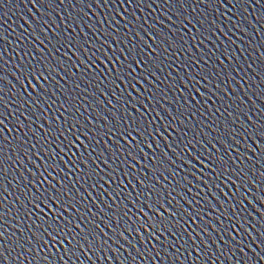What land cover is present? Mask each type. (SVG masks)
Wrapping results in <instances>:
<instances>
[{
	"label": "water",
	"instance_id": "water-1",
	"mask_svg": "<svg viewBox=\"0 0 264 264\" xmlns=\"http://www.w3.org/2000/svg\"><path fill=\"white\" fill-rule=\"evenodd\" d=\"M76 21L80 22L78 26ZM65 35L75 36L84 44V50L78 51L77 55L86 64L88 57L101 47L102 52L96 54L102 58L103 53L113 55L114 49L124 50L127 54L132 48L136 50L137 59L141 54L146 60L158 57L157 63L163 61L160 64L162 70H156L159 79L150 77L149 83L141 76V68H136L135 77L140 83L126 79L114 96L104 89L103 84H96L90 73L85 74L87 70L69 50L70 46L63 43ZM57 37L61 39L58 41ZM102 41H107L111 48L102 46ZM89 44L93 46L89 47ZM115 55L118 56L119 52ZM120 59L123 61L122 56ZM39 61L55 66L56 72L45 84L50 92L42 93L37 102L31 99L35 94L24 80L23 73L26 66ZM57 61L65 67H59ZM108 67H111L110 63ZM103 68L104 65L97 61L92 71ZM82 74H85L83 79ZM21 80H24L23 87ZM77 84L79 88L75 87ZM125 85H129L127 91ZM97 89L105 90V95H100ZM129 93L131 99L125 104L128 111L135 115V109L131 107L133 103L144 111L139 103L141 99L145 106H154L156 111L149 115V119L156 117L152 131L155 133L159 128L161 133L155 136L151 149L145 147L139 136L130 142L135 145L139 141L147 157L162 159L161 150L167 153L171 165L165 166L179 174L175 179L168 172H165L167 180L160 177V183L165 185V196L172 191L175 200L196 221L192 223L184 212H179L177 219L181 223L188 221L184 225L187 231L165 233L160 236L163 243L154 239L149 243L148 232L139 227L136 216L131 221L119 216L110 219L114 215L112 209H117V205L132 207L124 196L131 193L135 202L134 188L139 190V185L132 176L140 171L148 174L142 165L152 164L151 159L139 157L140 164L130 161L135 165L134 171L122 165L123 157L113 162L105 148L107 144L115 151L114 141L119 139L118 136L109 139L108 128L115 127L111 115L114 109L109 101L117 105L115 111L123 125L125 113L121 111L117 98ZM73 94L76 101L74 118L76 110L81 119L87 116L92 123L83 119L82 122L97 133L95 140L100 141L98 145L92 143L91 148L95 151L90 148L87 152L78 142L77 154L92 156L96 163L91 160H85V163L92 168L99 165L108 172L110 169L99 155L103 152L108 164L117 168L118 178L113 184L105 176L109 183L101 181L95 191L90 186L92 181L85 183L81 180L73 188V192L78 189L85 196L86 189L91 191L92 198L82 201L83 207L69 208L64 216L80 223L79 213H82L98 223L99 228L94 231L99 242L90 248L81 239L75 255L69 258L64 255V247L59 243L53 247L51 239L43 236L42 230L36 226L39 223L36 215L29 219L21 214V201L28 205L25 198L31 188L28 181L33 175L39 176L45 167L69 187L79 176L76 169L85 170L83 164L78 160L74 164L67 154L63 155L64 163L59 162L61 152L57 145L63 142L59 131L56 132L58 139L48 137L50 145L43 139L48 131L57 127V120L59 126H63L68 113L60 115L64 109L59 103ZM0 97L7 104L6 108L0 106V120L7 125L3 128V135L11 141L6 146V155L10 158L6 164L7 175L0 174V184H3L0 188V205H3L0 207V233L3 234L0 236V264H62L61 256L67 264H264V152H261L264 148V0H64L63 3L61 0H0ZM101 100L103 106L97 102ZM97 112L100 116L96 115ZM156 112H159L158 117ZM101 130L104 133L102 140ZM17 136L24 142V150L13 152L14 148L20 147ZM81 139L84 144L89 143L85 137ZM148 139L151 142L153 137ZM189 140L196 145L194 149L189 147V151L204 163L211 164V160L204 159L208 153L212 156L219 154L225 159L231 155L236 162L233 164L229 160L226 174L219 169L214 172L204 168L183 151ZM221 140L224 143H220ZM157 143L160 149L156 148ZM30 144L35 147L28 150ZM48 152L56 156L58 171L48 167L53 163L46 154ZM72 152L76 153L77 148ZM236 165L250 170L241 173ZM122 167L129 173L127 177ZM47 178L51 184H56V180ZM121 181V196L115 197L113 188ZM31 191L36 194L35 188ZM109 193L115 197V203ZM105 202L110 207H105ZM89 207L95 215L88 212ZM167 207L177 211L172 205ZM100 209L107 212V217ZM161 212L167 216L163 209ZM87 219L80 223L85 233L92 227L87 225ZM140 222L146 223L147 218L141 216ZM75 231L79 232V229ZM34 232L47 239V245L42 240L37 241ZM121 232L125 239L120 238ZM88 239L92 241L93 236ZM167 244L173 246L167 247ZM64 246L71 249L67 241Z\"/></svg>",
	"mask_w": 264,
	"mask_h": 264
},
{
	"label": "snow or ice",
	"instance_id": "snow-or-ice-1",
	"mask_svg": "<svg viewBox=\"0 0 264 264\" xmlns=\"http://www.w3.org/2000/svg\"><path fill=\"white\" fill-rule=\"evenodd\" d=\"M63 2L64 0H61V3ZM117 15H119V13H117ZM76 23L78 26L80 22L76 21ZM109 27H111V23H109ZM136 35L139 36V32H137ZM60 39V37H57L58 41ZM97 39H99V37H97ZM63 43L66 46H70L69 50L72 51V54L76 56L80 64L87 70L85 74L90 73L92 80H94L96 84H103L104 89L108 92H112L114 96L116 90H119L120 84H123L126 79L129 80V82L132 79H135L137 84L140 83V79L135 77L136 68H141V76L149 83H151L150 77L159 79V77L156 75V70L160 69V64H162L163 61L157 63L158 57H156L155 59L149 57L146 60L144 54H141L139 59H137L135 48L129 49L127 54H125L124 50L114 49L113 55L109 56L107 53H103L104 58H102L101 55L96 54L97 51L102 52L101 47L94 51L92 55L88 57V63L86 64L85 61L83 59H80V57L77 55L78 51L84 50V44H81L78 40H76L75 36L69 37L67 35L63 37ZM85 43L88 42L85 41ZM101 44L102 46L107 45V47L111 48V45L108 44L107 41H102ZM92 46L93 45L89 44V47ZM148 47L150 48L151 46L149 45ZM165 51L167 50L165 49ZM116 52H119L118 56L115 55ZM140 52L143 53L142 48L140 49ZM121 56L123 57V61H121L120 59ZM97 61L99 62V64L104 65L103 69L96 70V72H99V75H97L96 72L92 71V69L96 66ZM57 63L59 64V67H65L62 62L57 61ZM109 63L111 64L110 68L108 67ZM133 65H135V67H133ZM142 65H145L147 67L142 68ZM73 67H75V65H73ZM65 71H67V69H65ZM55 72V66L44 61H39L34 65L26 66L23 77L24 80L28 81V86L31 87L32 93L35 94L31 96V99L38 102L39 97L42 93L46 94L50 92V89L46 87L45 84L53 78V73ZM69 74L71 75V73ZM85 74H82L81 79H83V75ZM202 78L206 79V77ZM24 80L20 81L21 87L24 86ZM33 80L35 81V84L32 83ZM118 81L119 83H117ZM75 87L79 88V85L77 84ZM128 87L129 85H125V91H127ZM97 90L100 92V95H105V90ZM132 90H136L134 85H132ZM26 93L27 88H25V94ZM91 94L92 93H89V95ZM52 95L54 96L55 93H52ZM153 95H156V93H154ZM74 96L75 94H73L72 97H68L64 101L59 103V107L64 109V112H61L60 115L64 116L65 112L68 113V115L65 116V123L63 124V126H59V121L57 120V127L52 128L51 131H48L43 139L46 144L50 145L51 141L48 140V137L51 136L53 139H58V137L56 136V132L59 131L60 136L63 137L62 144L57 145V147L60 148L61 152L59 162L64 163L63 155L67 154L69 156V159L72 160L74 164L77 160L80 164H83L85 170L81 171L79 168L76 169V171L79 173V176L75 181L72 182V187H69L63 179L57 180L51 172H48V168L45 167L44 171L41 172L39 176L33 175V179L31 181H28V183L31 184V188L36 189V194H33L31 188H29L28 193L25 194V198L28 199V205H24V202L21 201V214L28 216L29 219H31L33 215H36V220L39 222L36 226L38 229L42 230L43 236H47L51 239L53 247H55L58 243L62 247H64V255L69 256V258L75 255L77 245H80L81 239L87 242L90 248L92 247L93 243L99 242V236L96 235L94 231L95 228H99L98 223H94V221H92L91 219H87V217H85L82 213H79L80 223H83L87 219V225L92 226L89 227L88 232L85 233V229L80 227V223L75 222V220H69L64 216V213L68 212L69 208H77V205L83 207L84 205L81 202L92 198L91 191H87L86 189L85 191L87 192V195L85 196L78 189L73 192V188H75L76 184H80L81 180H84L85 183H87L88 181H92V184L90 186L93 191H95V189L100 186L101 181H103V183H109V180H106L105 176L109 177L113 184H115L118 178L117 168L113 167L111 164H108L107 159H105L103 156V152H101L99 155L105 166L110 169V171L108 172H105L104 169L99 168V165H96L95 168H92L87 163H85V160H91L92 163L95 164L96 161L92 158V156L84 157L83 154H77L79 152L78 142L79 144L84 145L85 151L87 152L91 148L93 142L98 145L100 141L95 140L97 133H93L92 129L82 122L83 119L88 120V124L92 123L87 116L81 119L79 117L78 110H76V116L74 118L73 111L74 105L76 103ZM117 99L118 103L120 104V109L123 113H125V115L123 117L122 125L121 118L115 111L117 105L112 104V102L109 101V104L114 109L111 115L113 117V121L115 122L114 128H108L109 139H112L114 136L119 137V139L114 141L116 146L115 151H113L107 146V144H105V148L107 149L109 156L113 159V162L117 158L123 157L124 159L122 160V165H127V168H132L134 171H136L135 165L130 163V161H135L136 164H140L139 157L151 159L152 164L142 165L144 169H147L148 174L140 171L138 175L132 176V179L135 180L139 185V190H136L134 188V191H136L135 202H133L132 200L131 193L124 194V196L128 199V203L131 204L132 207L130 208L125 204L117 205L118 210L112 209L114 215L113 217H110V219H115L116 216H119L121 219L131 221L132 217L136 216L139 227L144 228L145 232H148V242L151 243V241L154 239L157 242L163 243L162 241H160V236H163L165 233L182 234L183 232L187 231L184 225H186L188 221L183 220V223H181V220L177 219V215L179 212H184V215L188 216L189 219L192 220V223H195L196 221L195 218L192 217L191 214L183 208L180 202L175 200V197L172 195V191H168L167 196H165V185L160 183V177H163L165 180H167L168 177L165 176V172H168L169 175H172L173 179H175V177L179 174L178 172H173L170 166H165L166 164L171 165V160L169 159L167 153H163V150H161L163 156L162 159L157 156L147 157L144 153L143 148L140 146L139 141H137L135 145L130 142L135 141L136 137L139 136L143 141L145 147H148L149 149L152 148V143L155 142V136L161 135V133L159 132V128H157L155 133H153L152 131V125L155 123L156 117H152V119H149V115H151L152 112H155L156 108L154 106H145L143 103V99H141L139 103L144 108V111H141L140 108H137L136 104L133 103L131 107L135 109L134 115L132 112L128 111L127 107H125L127 101L131 99L130 93L127 96L121 95ZM97 102L101 106H103L102 100ZM185 103H187V101H185ZM149 105H151V101H149ZM0 106H3L5 108L7 107V104L4 103L3 97H0ZM49 107H51V104L49 105ZM96 115L100 116V113L97 112ZM169 115H171V113H169ZM156 116H159V112H156ZM100 118L103 119L102 116ZM53 119L55 120L56 118L53 117ZM105 126H107V123L105 124ZM4 127H7V125L4 124L3 120H0V174L7 175L6 164L10 158L6 155V146L10 144L11 141H9L8 138L3 135ZM50 127L52 126L50 125ZM29 130L31 131V129ZM33 135L36 134L33 133ZM99 135L100 139L102 140L104 135L102 130L99 132ZM257 135H259V133H257ZM149 136L153 137V140L151 142L148 139ZM81 137H85L86 139H88L89 143L84 144V140H82ZM205 139H207V137H205ZM16 141L19 143L20 147L14 148L13 152L18 150L23 151L24 142L19 136L16 137ZM120 141H123L124 143L121 144ZM197 143H199V141H197ZM209 143H212V141H209ZM220 143H224V141L221 140ZM125 145L127 146V148H125ZM34 147L35 145L30 144L28 150H31ZM189 147L193 149L196 147V145L193 144L191 140H189L188 144L185 145L183 151L187 152L188 155L191 156L192 160L196 162V164H201L204 168H210L214 172L219 169L220 172L226 174L228 173L230 167L229 160H231L233 164H235L236 162L235 159L231 157V155H229V157L225 159L219 154H217V156H212L211 153H208L206 156H204V159L211 160V164L204 163L198 155H194L191 151H189ZM213 147H215V144H213ZM73 148H77L76 153L72 152ZM156 148L160 149V145L158 143L156 144ZM169 148L171 150V146H169ZM91 150L95 151V148H91ZM261 152H264V148H261ZM137 153L139 154V156L137 155ZM46 154L49 155L53 160V163L49 164L48 167L53 168L54 171H58V169H56V156L54 155V153L48 152ZM200 155L204 154L201 153ZM213 165L215 167H213ZM190 166L195 167V165ZM236 166L237 168L241 169V173L250 170L246 167H243L242 165ZM65 167H67L66 164ZM97 169H99V171H97ZM121 170L125 172L126 177L129 175L127 170L123 167L121 168ZM69 171H71V169ZM197 171H199V169H197ZM101 173H103V175H101ZM219 174L220 173L218 172L217 175L219 176ZM47 177H51L53 180H56V184H51ZM97 177L98 179H96ZM225 178L229 177L226 176ZM131 182L132 181L130 180L129 183ZM187 182L190 183V181ZM233 182L235 183V181ZM45 184H47V187H44ZM177 184L179 185L180 182L177 181ZM37 185H39V187H37ZM56 185H59V187H57ZM180 186L182 187V185ZM81 187H83V184H81ZM122 187L123 182L121 181L113 188L115 197L121 196ZM0 188H3V184H0ZM109 197L112 198L113 202L115 203V197L112 196V193H109ZM0 199H2V197H0ZM181 199H183V197H181ZM93 203H95L94 199ZM185 203H187V201H185ZM41 205H43V207H41ZM53 205H55V210H53ZM167 205H172L177 209V211H171L167 207ZM0 207H3V205H0ZM105 207H110L107 205V202H105ZM133 208L136 209L135 212H133ZM45 209H47V211H45ZM61 209H63V211H61ZM145 209H147V211H145ZM161 209H163L164 212L167 213V216H165L161 212ZM100 211L107 217L108 214L107 212H104V209H100ZM88 212L91 215H95V213H92L90 207L88 208ZM149 213H152V215H149ZM141 216L147 218L146 223L140 222ZM105 223H107V220L105 221ZM129 227H131V224L129 225ZM76 229H79V232L75 231ZM203 230L204 229H202V231ZM103 231L104 230L100 228V233H103ZM137 234H139V229H137ZM2 235L3 234L0 233V236ZM119 235L121 239H125L122 232L119 233ZM33 236L37 241L42 240L43 244L47 245L48 240L43 239L41 235H37V233L34 232ZM89 236H93L92 241H89ZM64 241H67V244L71 245V249L64 246ZM27 242L31 243V240H28ZM143 243L144 240L141 239V244ZM166 246L172 247L173 245L167 244ZM133 247H135V245H133ZM0 256H2V253H0ZM77 259H79V257H77ZM59 260L62 262V264H67V261L64 260V256L59 257ZM5 261H7V258H5Z\"/></svg>",
	"mask_w": 264,
	"mask_h": 264
}]
</instances>
